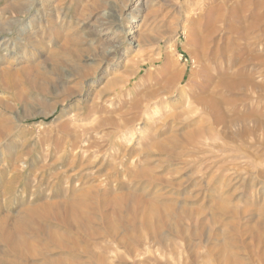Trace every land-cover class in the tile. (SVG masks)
I'll use <instances>...</instances> for the list:
<instances>
[{
    "label": "rangeland",
    "instance_id": "374dc122",
    "mask_svg": "<svg viewBox=\"0 0 264 264\" xmlns=\"http://www.w3.org/2000/svg\"><path fill=\"white\" fill-rule=\"evenodd\" d=\"M138 1L141 3L139 8ZM149 2L132 1L130 8L133 14L124 10L122 0H18L17 3L9 0L0 4V10H6V13H0V66H4V62L7 64L11 58L28 63L41 62L51 51L57 52L60 41L54 32L58 30L61 36L77 32L75 38H83L80 46L83 49L82 55L87 56L81 63H92L99 68L93 76L92 70L86 73L89 75L86 79H80L74 70H69V66H63L55 73V86L46 84V89L31 86V93L24 101H11L7 93L0 92L1 99L6 98V112L2 113L8 118L11 129L0 140V215L12 217L24 205L34 202L40 203L53 198L68 199L73 183L66 179L65 183L64 172L81 165L78 184L98 185V190H107L108 186L102 187L99 182L104 177L111 176V179H117L119 188L107 190L113 194L119 193L122 188L133 190L135 187L136 193L151 195L158 192L161 198L171 199L178 207L187 205L186 208L191 211L190 216L180 223L189 230L186 232L189 237L185 238L188 242L175 237L173 227L169 224L163 230L162 237L155 236L154 240L149 238L146 230L140 229L136 243L134 242L136 257L132 259L123 255L116 242L98 231L100 235H94L88 242L80 243L77 251L61 250L51 244H46L45 247L44 244L40 254L35 255L36 258L30 254L17 258L8 252L6 255L0 253V264H218L212 259V250L215 251L221 242V230L230 221V217H220L215 223L209 217L217 199L229 196L231 208L235 210L238 206L240 209L235 210L239 211L238 218L233 219L235 223L241 222L239 225L242 230L240 229L238 239L245 240L242 246L244 248L240 245L236 248L240 257L235 264H264L262 245L256 246L253 243L250 247L245 246L250 241L248 228L264 218V214L257 210L264 205V0ZM136 7L140 10L139 13ZM154 9L157 12L152 14ZM209 11H212L211 18H215L217 22L216 31L214 30L216 33L212 35L213 43L208 52H205L204 60L198 61L199 49L190 40L194 26L187 21L197 13L206 17ZM108 26L111 28L102 31ZM118 31L125 32L120 34ZM119 35L125 36L123 38ZM135 35L140 36L138 48L134 43L137 38ZM89 46H101V57H97L98 51L93 53ZM130 46L131 52L125 57ZM87 48L90 53H87ZM103 57L106 58L100 63ZM132 59L139 63L133 64V61L130 62ZM136 65L140 66L139 69ZM135 67L136 74H129L126 78L124 72H130ZM141 70L149 71L150 77ZM206 70L216 77L223 78L222 74L227 73L225 77L231 80L250 82L249 86L225 92L233 107L225 110V121L214 132L218 137L217 145L210 151L205 150V154L184 150L181 163L173 162L168 166L163 161H155L154 158L158 156L155 153L148 154L147 149L151 140L157 138L154 130L161 126L159 118L166 110L170 112L165 107L166 103H172L176 99L169 98L168 94L164 95L162 87L168 85L171 74L178 76L174 84L178 82L183 85L190 81V84L193 82L192 84L197 85L203 81ZM48 71L53 73V70ZM65 76L69 79L65 80ZM117 77L120 85L110 82ZM40 84L45 85L42 82ZM63 88L66 93L62 95ZM156 89L163 90L153 100L144 101L145 93ZM99 92L101 95L97 97ZM134 100H138L139 105ZM62 123L69 125L66 132L60 128ZM177 123H173V126L182 129L178 131L181 132L184 129L202 127L206 121L195 114L186 123ZM169 126L161 129L162 133H169ZM69 130L72 131L71 134L67 133ZM73 146H76L74 152L79 158L71 164V157L65 161L63 155L66 149ZM14 165L16 171L13 169ZM138 166L150 168L153 180L148 181L146 177L130 179L128 169L135 170ZM120 174L122 176H118ZM221 179L223 180L220 181ZM202 221L210 222L204 225ZM193 227L198 231L194 232ZM192 233L200 236L194 237ZM194 256L196 263L193 261Z\"/></svg>",
    "mask_w": 264,
    "mask_h": 264
},
{
    "label": "bare ground",
    "instance_id": "6f19581e",
    "mask_svg": "<svg viewBox=\"0 0 264 264\" xmlns=\"http://www.w3.org/2000/svg\"><path fill=\"white\" fill-rule=\"evenodd\" d=\"M7 1H9V0H2V3H0V4L6 3ZM11 1H12V3H17L18 0H11ZM132 1H134V0H122L124 10L125 9L129 10V13L132 11L130 8ZM148 2H149L148 0H145L146 4ZM149 3H151V0ZM137 5H138L137 6L138 8L141 6L140 1L137 2ZM134 6H136V5H134ZM152 6H154V5L152 4ZM196 9H199V8H196ZM139 11L140 10L138 9L137 13H139ZM155 12H157V9H154L152 14L153 13L155 14ZM211 12L212 11H209V13H207L206 17H203L201 13L194 14V16L189 17V19L187 21L188 24L194 26L193 35H191L190 40H191V43L194 44L199 49L198 53H197L198 61L204 60L205 52H208L210 46H212L211 43H213L212 42V40H213L212 35L214 33H216V32H214V30H215V24L217 22H215V20H216L215 18L214 19L211 18ZM0 13H6V10H4V12L0 10ZM131 14H133V12H131ZM2 15H4V14H2ZM150 20H151V17H150L149 21ZM126 23H127V21H126ZM109 28H111V27L108 26L105 29H103L102 31H107ZM148 29H150V28H148ZM120 30H121V28H120ZM156 30H158V29H156ZM102 31L100 30L99 32H102ZM59 32H58V30H56L54 32L55 37H58L59 41H60V46H59L57 52H54V50L51 51L50 53L47 54V56L43 57L41 62L37 61V62L28 63V61H25V60H18V58H11L7 64H6V62L2 63V64H4V66H0V92H2L4 94L7 93V95L11 98V101H15V100H17V101L23 100L24 101L26 98H28L27 95H29L31 93L30 92L32 89L31 86H33L35 89H38V88L39 89L40 88L46 89V84L47 85L51 84V86L54 85L55 81H56L55 80V77H56L55 73L58 72V70H61V67L63 68V66H69V70H74L76 73L75 75H77L80 79H83V78L86 79V77L89 76V75H86V73L87 72L90 73L92 70H93L92 76L95 74V72L99 68H97L95 65L93 66L92 63H85V64L81 63L82 59L87 58V56L85 57L84 55H82L83 49L80 48V46L83 44V42H82L83 38L78 36V37H76L77 38L76 39L75 36L78 34L77 32L70 33V34L65 33L62 36L59 34ZM122 32L120 33L118 31V33H120V34H122ZM147 32H148V30H147ZM149 32H151V31H149ZM123 36H125V35H123ZM123 36H120V37H123ZM136 37L137 38L134 41V43H135V47L138 48L140 46V43H141L140 42V36H136ZM190 40H188V41H190ZM144 43H146V42H144ZM129 44H131V43H129ZM100 47L99 48H97V47L91 48L90 47V49H92L93 53L98 51L96 54L97 57L98 56L101 57V55H102ZM88 48H87V53H90V49L88 50ZM113 48H115V47H113ZM131 48H132L131 46L128 47V49L126 50L127 55H126V53L124 55L125 57H127L128 54L131 52ZM193 48L195 50V47H193ZM91 54H90V56H91ZM105 58L106 57H103V59L101 58L100 63H102ZM131 61H133L132 62L133 64L139 63V62H134V59L130 60V62ZM47 63H49L50 65L48 66ZM71 64H73V65H71ZM0 65H1V63H0ZM99 66H101V64ZM136 67H137V65H136ZM136 67L133 70H131L130 72L129 71L124 72V76L126 75V78H127V76L129 74H134L136 72ZM139 67H137V68L139 69ZM48 70H53V73L49 72ZM148 70H150V69H148ZM141 71L146 72L148 77H150L151 73H149V71H147V70H141ZM164 72L167 73L168 70H164ZM202 72H204V71H202ZM142 74H143V72H142ZM221 74H222V72H221ZM226 74L227 73H225V75L222 74L224 77L221 78V77H216L213 73H210L206 70V72L204 74L203 81L201 80V82H199L198 84L196 82L197 85L192 84L193 82L190 84V81H187V83H185L183 85H180V83H178V82L176 84H174L175 80H178V76L176 74H171L172 76H170V78L168 79V85L163 86L162 88L166 92V93L164 92V95L168 94L169 98L172 99V98L176 97V99L173 100L172 103H170V102L166 103L165 107H168L170 112L169 111L167 112V110H166V113L159 118V120H160L159 122H161V126L155 127V130H154L155 133L157 134L156 135L157 138H154L151 140V142H150L151 145L147 149L148 154L149 153L150 154L155 153L154 155L158 156L157 158H154L155 161H160V162L163 161V162L167 163L168 166H169V164H171L173 162L181 163L180 162L182 160L181 155H182V152H184V150H193L195 152L200 151V153L202 152V154H203L205 150L210 151L212 149V147H215L217 145L218 137H217V135H215L214 132H217L218 126L220 124H223V122L225 121V113H227V112H225V110L229 109V107H231V108L233 107L232 102L225 96V94H226L225 92L235 90L237 87H240V86H249L248 84H250V82L248 80L244 81V82H238L236 80H231V79H229V77H225ZM68 79H69V77L65 76V80H68ZM136 79H137V77H136ZM180 80H181V78H180ZM189 80H191V79H189ZM40 82H42L45 85L42 86L40 84ZM110 82H112L113 84H119L120 83L118 77L114 78ZM56 84H57V82H56ZM25 86H28L27 89H29V90L24 89ZM73 86H75V85L73 84ZM125 87H126V85H125ZM18 89H21V91H19ZM163 89H161V90L156 89L154 91L151 90L149 92H146L145 97H143L144 101L145 100H147V101L153 100L155 97H157L156 94H158V92L162 91ZM65 90H66L65 88L62 89V93H61L62 95H63V93H66ZM100 95H101V92L96 94L97 97ZM65 96H67V95H65ZM99 98L97 100H99ZM158 101H159V99H158ZM158 101H157V103H158ZM134 102H135V100H134ZM63 103H64V101H63ZM135 103H136V105H139L138 100H136ZM259 104L260 103H258V105ZM252 110H254V108ZM2 111L6 112V98L1 99V97H0V140L4 139L3 137L6 135V133L9 132V129H10L8 118H6L5 114L2 113ZM255 111H257V110H255ZM195 114H198L199 117H201V119L206 121V123H205L206 127L204 125L202 127L201 126L196 127L193 130L184 129L183 131L178 132L179 130H182V129H178L177 126L176 127L173 126V123L175 124L177 122H179L180 124L186 123V121L192 119ZM250 114H252V113H250ZM258 114H256V115H258ZM101 118L102 117H100V119ZM104 121L106 122V120H104ZM168 125H170L169 127L171 128V131L167 134L164 133V131L162 133L161 129L168 128ZM68 126H69L68 123H64V124L62 123L60 128L62 131L66 132V130H68ZM181 128H182V126H181ZM67 133L71 134L72 131L69 130V132L67 131ZM68 134H67V136H68ZM221 143H223V142L221 141ZM225 145H227V144H225ZM74 150H76V146H73L72 148H69L68 150L66 149L64 152V155H63V159H65V161L69 160V158L71 157V164H73L74 161H77V159L79 158V156H77V154L75 153L76 151L74 152ZM23 161L24 160H22V163H24ZM17 162H19V161H17ZM11 164L13 165V163H11ZM18 166H19V163H18ZM80 168H81V165L75 166L74 168L69 169L71 172L68 170H66L64 172L65 174L63 175V177H64L63 180L65 181V179H66V181L69 180V181H72V183H73L72 184L73 185L72 186V193L68 199L53 198V200L52 199L43 200L40 203L34 202L37 204L33 203V204L24 205L17 213H14L15 215L13 214L14 216H12V217H10L11 215L10 216L0 215V244H2V250L0 251L1 254L6 255V252H8L12 255L17 256V258L18 257L22 258V257H25L26 255L28 256L30 254L31 256H34L36 258L35 255L40 254L39 251L41 250V248H43L44 244L45 245L51 244V245H54L56 247H59L60 249L64 248V249H68L70 251L71 250L73 251V250H76L78 248L80 243L88 242L89 238L94 237V235L96 237V235L99 234L98 231H102L103 234L105 233L109 238H111L112 241L116 242V244L120 247V249H122L123 255H127L130 258L134 259L136 257V254H135V251H136L135 243L137 240L136 237H137V233L140 232L139 230L140 229L146 230L150 236L149 238H152L154 240L155 236H158V238H159V236L162 237V232L164 229L168 228V224L173 227L175 237H177L178 239H181L185 243L188 242L185 238L189 237V235L186 234V232L188 233L189 230L187 231V229L184 228L183 226H181V223H180L182 220H186V218H188L190 216L191 211L189 212V210L186 208L187 205L184 207L183 206L178 207L171 199L170 200H164L163 198H161V196H160V194H158V192H155V193L153 192L154 194L150 193L151 195L141 194L138 191H137L138 193H136L134 191L135 185L133 186L134 187L133 190H130L131 188L129 190L122 188L123 190L122 189H121V191L119 190L120 192L117 190V192H119V193L114 192L115 194H113L112 192H108L107 190L109 188H118L117 187L118 184H117V179H111V176L110 177H108V176L104 177L103 180L101 179L99 182L101 184V186L102 185L108 186L107 190L106 189L98 190V185H92V184H90V185L82 184L81 185V184H78L79 183L78 179L80 178V176H79V174H80L79 170H81ZM10 169H12V168H10ZM13 169H15V171H16L15 165H14ZM20 169H21V167H20ZM128 170H129L128 176L130 177V179H138L141 177H146L149 181V180H153V178H154L150 173V171H151L150 168H145V167L139 168V166H138V169L136 168L135 170H131V169H128ZM18 172H19V170H18ZM118 176H122V175L120 174ZM222 180L223 179H221L220 181H222ZM66 181H65V183H66ZM128 181H129V179H128ZM11 182H13V181H11ZM169 185H172V184L169 182ZM223 185H225V184H223ZM102 187H104V186H102ZM157 188H158V186H157ZM225 190H227V189L225 188ZM210 197H212V196L210 195ZM230 198L231 197L229 196V197H223V198L220 197L219 200L217 199V202L215 203V206L213 207L214 210L211 208L213 210L211 217H209L210 215L208 216L211 219L210 221H212L214 223L217 222V220L219 221L220 217H223V216H228V218L230 217V221H228V218L226 220L228 222L225 223V221H224L225 225L223 226L224 227L223 230H221V231H223L221 242L216 247L215 251L212 250V259L214 260V263H218V264L219 263L220 264H235L236 261L238 263V261H239L238 257H240V256L237 255L238 253L236 251V248L238 245H240L241 247L244 246V241H245V240L239 241L240 238L238 237V235H239V232L241 229L239 224L241 222H239V224L234 222L235 218H238L237 216H238V212H239V211L237 212L235 210H237L239 207L236 205L237 209L233 210L231 208V205H230V202H231ZM183 204L185 205V203H183ZM260 204H263V203L260 202ZM250 206H252V205H250ZM245 207L246 206H244V208ZM255 209H257V208H255ZM238 210H240V209H238ZM257 210L259 213L262 212L264 214V205L259 207V209H257ZM243 212H244V210H243ZM196 213L197 212L195 210V214ZM201 213H202V208H201ZM247 213H249V212H246V214ZM250 214L251 213H249V215ZM199 215H201V214H199ZM249 215L247 216L248 218L250 217ZM257 216H258V218H261V216H259V215H257ZM251 217H252V215H251ZM209 218H208V220H209ZM195 219H196V217H195ZM188 220L189 219H187V221ZM244 221H246V220H244ZM202 222H203L202 224H204V225H206V224L208 225V223H209V222L205 223L204 221H202ZM221 222H223V221H221ZM187 225H188V223H187ZM198 225H200V223H198ZM198 227H200V226H198ZM170 229H171V227H170ZM193 229H194L193 230L194 232L198 231V229L196 227L195 228L193 227ZM206 229H207V227H206ZM216 229H218V228H216ZM248 229H250V232H249L250 241L248 243H245V246L250 247L253 243L256 246L262 245L263 246V252H262L261 256L263 257L264 256V218H262L260 221L256 222L255 224H252V226H250V228H248ZM144 230H141V232ZM241 233H243V232H241ZM209 234H211L210 231H209ZM212 235H213V233H212ZM192 236L197 237L200 235L192 233ZM131 237H132V239H130ZM204 238H206V237H204ZM212 239H216V238H212ZM189 241H191V240H189ZM199 241H200L199 243H202L201 240H199ZM91 242H92V240H91ZM209 244L210 243H208V245ZM203 246H205V245H203ZM45 247H47V245ZM49 247H51V246H49ZM242 248H244V247H242ZM251 249H253V248H251ZM208 250H210V249H208ZM242 250H244V249H242ZM87 251H88V249H87ZM41 253H44V252L41 251ZM252 254H254V253H252ZM255 255H256V253H255ZM98 256L99 255H97V258H98ZM38 257L40 258V256H38ZM74 257H73V260H75V258H76V257L75 258ZM7 258H10V257H7ZM17 258H15V259H17ZM71 258H72V256H71ZM46 259H47V257H46ZM195 259L196 258L194 256L193 261L196 263ZM17 261H19V259ZM97 261H100V260H97ZM242 261H244V260H242ZM255 261H257V260H255ZM20 262H22V260ZM101 263L103 264V262H101ZM249 263L251 264V262H249ZM241 264H243V263H241Z\"/></svg>",
    "mask_w": 264,
    "mask_h": 264
}]
</instances>
